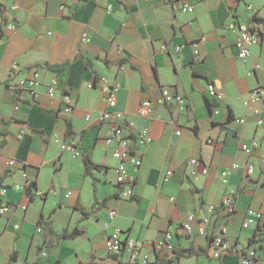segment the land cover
Wrapping results in <instances>:
<instances>
[{
    "label": "crops",
    "instance_id": "crops-1",
    "mask_svg": "<svg viewBox=\"0 0 264 264\" xmlns=\"http://www.w3.org/2000/svg\"><path fill=\"white\" fill-rule=\"evenodd\" d=\"M182 2L192 12H182ZM255 19L264 23V0H0V187L22 184L23 174L35 184L28 194L7 191L12 211L0 215V264H118L105 249L114 227L149 246L170 232L173 253L179 255L173 264H242L235 252L213 259L209 239L195 227L190 235L180 229L188 215L201 218L209 205L229 195L234 211H218L214 225L226 228L231 247H253L264 233V101L243 106L252 89L264 88V45L254 46L243 63L235 34L227 29L228 22L243 26ZM9 22L17 27L7 30ZM83 33L90 37L88 44L81 42ZM202 37L206 40L195 55L193 43ZM13 63L37 68L44 84L56 76L59 93L74 99L73 111L62 115L59 95L50 99L44 87L34 103L11 90ZM59 66L60 71L51 70ZM99 76L120 85L114 110L150 130L151 143L139 149L140 167L128 166L135 178L130 198L119 195L117 163L111 146L103 143L109 132V125L98 120L106 109L104 96L87 88ZM209 83L224 93L222 102L207 97ZM163 88L183 96L186 110L169 103L155 106L153 116L139 117L141 102L155 101ZM239 118L244 122H235ZM64 121L73 136H65ZM70 140L81 157L61 150ZM253 140L258 148L245 154L241 144ZM85 157L102 169L85 175ZM13 158L23 167L9 169L6 162ZM193 158L206 175H189ZM248 165L254 168L250 175ZM226 170L231 173L223 183ZM167 171L171 175L164 181ZM35 189L46 196L33 195ZM110 210L116 212L113 221ZM248 210L262 211V218L243 229ZM74 231L79 234L64 237ZM257 248L253 264H264V244Z\"/></svg>",
    "mask_w": 264,
    "mask_h": 264
},
{
    "label": "built area",
    "instance_id": "built-area-1",
    "mask_svg": "<svg viewBox=\"0 0 264 264\" xmlns=\"http://www.w3.org/2000/svg\"><path fill=\"white\" fill-rule=\"evenodd\" d=\"M234 2L235 0H227V2ZM64 8V7H61ZM11 10H15L16 7L12 6ZM247 10H253L251 5L246 6ZM108 7V11H110ZM182 12H192V7L182 2L180 5ZM17 27L15 22H9L5 25V28L9 31L14 30ZM228 31L235 34L234 46L237 51V58L241 62H246L251 55V49L257 45H264V23L257 22L255 20L249 23L239 26L235 22L227 23ZM206 38L202 37L199 41L193 43L194 53L198 55V45L205 42ZM90 37L83 33L81 36V42L88 44ZM164 52L168 49L165 45L161 47ZM180 49L179 46L174 47L175 51ZM259 65L255 66L258 69ZM17 73H20L18 76ZM9 88L17 94H27L28 101L34 103L39 96V89L44 87L46 95L50 99L60 97L59 112L62 115H69L74 108V99L69 93L60 94L61 83L60 80L53 76L45 84L41 78V72L37 68L20 69L16 63H13L8 77ZM88 89L97 88L104 96L106 103V109L99 113L98 120L102 123L109 125L108 135L103 139V143L107 146H111V157L116 161L114 168L115 184L119 189V195L123 198H130L133 196V187L135 178L129 175L128 166L137 169L141 165V159L139 156V149L147 146L151 143L152 138L148 127H136L133 122L126 119L125 115L119 111L114 110L116 106L117 94L120 85L115 82H110L105 76H99L97 81H91L87 83ZM207 97L213 102L220 103L224 100V93L219 91L212 83L206 86ZM20 101V100H19ZM264 101V88L255 87L252 89L246 99L243 101L244 107H253ZM169 103L177 105L180 111H185L187 108L186 99L177 94L172 93L169 89L163 88L160 91V96L155 101L144 100L141 102L137 109V115L139 117H150L155 114V106H163ZM18 107H15L17 109ZM235 122L243 123L244 119H236ZM262 120H258V125L262 124ZM24 133L21 130L17 138H20ZM177 135L180 133L177 131ZM259 146L258 142L251 141L250 143H242L241 150L245 154H251L253 150ZM61 150L69 152L73 157H81L79 148L74 140H70L61 145ZM1 152V149H0ZM199 161L195 158L190 159L188 162V173L191 177H195L198 174L206 175L207 169H198ZM6 166L9 169L21 168L23 164L17 159H9L6 162ZM237 168L236 164L231 166L232 170ZM247 174L250 175L254 172L252 165H248ZM231 171L226 170L221 172V179L223 183H226L228 175ZM171 175V171H167L164 177V181ZM24 182L22 184H13L10 187H0V215H8L12 211V206L6 200V194L8 189H12L15 192L21 194H27L30 190L31 193V181L27 179L26 174H23ZM264 190V186H263ZM37 197H45L46 193L35 189L32 192ZM70 192H66L65 197H69ZM22 210L26 209L25 205L21 206ZM262 210L264 211V203ZM220 211L224 215H230L234 211V200L231 196L227 195L216 204H211L207 207V214L201 218H196L194 215H188L187 220L182 224L180 231L185 235H190L195 227L199 236L210 240L213 259H220L221 257L235 252L240 257L242 264H253L257 259V247L264 244V233L257 236L256 244L253 247L247 249L232 248L228 241L225 239L226 228L218 227L214 225V219L216 213ZM262 211L248 210L246 218L243 221L242 228L248 229L259 223L262 218ZM116 212L114 210L109 211V219L113 221L115 219ZM38 233L42 232L41 226L37 227ZM172 234L166 232L161 240L154 245L147 244L141 239L132 238L126 235V233L118 228L114 227L108 234L105 240V249L107 253L114 256L117 262H122L125 259L128 264H154L157 258L165 259L167 261H174ZM126 254L129 256L127 257ZM43 255H45L43 253Z\"/></svg>",
    "mask_w": 264,
    "mask_h": 264
},
{
    "label": "trees",
    "instance_id": "trees-1",
    "mask_svg": "<svg viewBox=\"0 0 264 264\" xmlns=\"http://www.w3.org/2000/svg\"><path fill=\"white\" fill-rule=\"evenodd\" d=\"M255 21H257L256 19H255ZM258 22V21H257ZM2 23H5V19H4V17H3V19H2ZM2 37V32L0 31V38ZM62 67L61 66H59V67H51V70L52 71H54V72H58V71H60V69H61ZM206 102H207V104L211 107L212 105V103L210 102V101H208V100H206ZM64 123H65V136L66 137H71V136H73V133H72V130H71V126H70V123L69 122H67V121H64ZM83 165H84V170H85V175H90V172L92 171V170H97V171H99V170H101L102 169V167L101 166H98V165H95L94 163H92L91 161H90V158L89 157H85V159H84V161H83ZM93 182L95 183L96 181H95V179L93 180ZM35 186V184L33 185L32 184V187H34ZM31 187V188H32ZM28 194V193H27ZM83 214H84V216H87V214L86 213H84V212H82ZM79 234V232L78 231H74V232H72V233H70V234H68V233H65L64 234V237H74V236H77ZM173 255H174V258H175V260L174 261H167V260H165V259H159V258H157V260L155 261V263L154 264H173V263H175L178 259H179V255L176 253V252H174L173 253ZM118 264H128V263H123V262H119Z\"/></svg>",
    "mask_w": 264,
    "mask_h": 264
}]
</instances>
